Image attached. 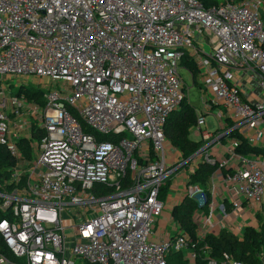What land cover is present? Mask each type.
<instances>
[{
    "label": "built area",
    "instance_id": "obj_1",
    "mask_svg": "<svg viewBox=\"0 0 264 264\" xmlns=\"http://www.w3.org/2000/svg\"><path fill=\"white\" fill-rule=\"evenodd\" d=\"M183 58L211 100L194 127L203 145L170 164L164 127L187 99ZM244 74L252 98L240 88ZM4 78L47 89L35 88L39 103L6 96L0 83V146L13 159L0 182V264H167L171 252L186 264H244L226 252L214 259L202 243L215 213L237 219L254 216L252 208L264 217V154L238 153L241 140L264 149V0L210 8L197 0H0ZM214 107L231 125L210 134L202 126ZM11 128L25 137L14 140ZM32 147L34 160L25 153ZM201 164L215 167L209 184L221 183L188 180L186 198L207 210L193 218L196 239L176 223L174 235L156 238L168 179ZM250 225L230 233L242 240L261 227Z\"/></svg>",
    "mask_w": 264,
    "mask_h": 264
},
{
    "label": "trees",
    "instance_id": "obj_2",
    "mask_svg": "<svg viewBox=\"0 0 264 264\" xmlns=\"http://www.w3.org/2000/svg\"><path fill=\"white\" fill-rule=\"evenodd\" d=\"M204 8H210L223 4L225 2H239L242 0H197ZM181 65H184L188 70H194L195 64L191 59L183 58ZM180 65V66H181ZM24 93L28 100L37 99L39 91H35L32 87L19 89L18 94ZM197 123L195 108L187 102L185 98L179 109L174 111L167 119L164 133L167 141L178 151L182 153L184 158H188L195 153L201 146V142L191 141L189 131ZM231 136V134H230ZM232 136L241 139L236 134ZM22 141L19 142L22 145ZM244 151L262 153L261 150L247 145L241 140V146L238 152ZM13 165V159L9 156L6 150L0 146V182L6 179ZM215 170L214 166L201 164L194 174L190 175L189 184L198 185L205 188V184L210 175ZM197 209L196 203L186 198L180 205L176 206L172 211V216L175 222L178 223L180 229L187 233L193 240L196 239L197 225L192 220V214ZM209 248V256L214 259H219L222 253L231 254L235 259L244 264H259L258 256L261 254L264 261V223L258 231L247 229L244 232L242 240L238 239L234 234L225 230L220 231L217 236L207 235L204 242ZM167 264H186L181 253L171 252L166 259ZM196 264H206L203 257L197 258Z\"/></svg>",
    "mask_w": 264,
    "mask_h": 264
},
{
    "label": "crops",
    "instance_id": "obj_3",
    "mask_svg": "<svg viewBox=\"0 0 264 264\" xmlns=\"http://www.w3.org/2000/svg\"><path fill=\"white\" fill-rule=\"evenodd\" d=\"M204 50H205V48L203 47V51ZM240 74L241 73H237V77H239ZM196 75L201 77V74H200L198 69H197V74L191 75V77L195 78ZM245 78H246V81L244 80ZM241 82L242 83H246V82L250 83L248 81V76L244 74V76L241 78ZM242 91L248 98L253 97V95H251L252 90L246 91L244 89V86H243ZM201 110H202V107H201ZM212 112H213V109L210 113H212ZM195 113H196V116H198V114H203V112L197 113L196 108H195ZM216 124H217V126H216V129H214L215 130L214 132H210L208 130H205L206 129L205 124L202 126V129H203V131L209 132L210 134L219 133V132L225 131L228 127H230L231 122L225 121V120L219 121V118H218V121H216ZM194 127H192L190 129L188 138L193 142H201L203 145L204 142L202 141L201 136L197 133V131ZM192 130H193V132H192ZM190 132H192V133H190ZM174 149L175 150L170 151V153L168 155V159L170 161V164H175L177 162V160L182 157V153L180 151H178L176 148H174ZM256 149L261 150V152L264 154V149H260V148H256ZM214 150H215V152H213V154L215 156L218 155V152H217L218 149L214 148ZM238 153L244 157H247L251 154V152L245 153L244 151L238 152ZM252 153H255V152H252ZM229 168H230V166H229ZM192 174H193L192 170L189 166H183L181 168H178L175 171V173L168 179L167 184L164 187V189H162L161 200L164 202V212H163L162 217L157 221V223L155 225L156 238L165 237V236L166 237L172 236L173 233L174 234L176 233L174 228H173V224L174 223L178 224V223L175 222V220L173 219L172 211L176 206L180 205L186 199L185 189H186V185L188 183V180H190L189 177ZM218 176L221 179V176L219 174H218ZM218 182L220 184L221 180H218L216 177H214L213 179L210 180V184H209V179H208L204 187H205V189H207L208 186L210 188L211 186L216 185ZM221 186H222V184H221ZM216 201H217V203L221 202L220 199H216ZM226 204H227V211L230 213L231 208H230L228 203H226ZM206 211H207L206 208H202V209L199 208L198 209V206H197V209L192 214V220L196 216L197 212H199L200 214H206ZM249 212H250V215H254V216H248L247 213H244V216L239 215L237 219L234 218L232 215H229L227 218H221L218 213H215L213 215L214 227L211 229L210 235L217 236L220 233V231H222V230H225L229 233H230V231L238 233V232L243 230V227L245 228L250 224H251L250 226L253 227L252 225H254L255 223L257 225H259V227H260L264 223V217H262L261 214L254 212V209H252V208L249 209ZM179 231L184 232L183 230L180 229V226L178 225V232Z\"/></svg>",
    "mask_w": 264,
    "mask_h": 264
},
{
    "label": "rangeland",
    "instance_id": "obj_4",
    "mask_svg": "<svg viewBox=\"0 0 264 264\" xmlns=\"http://www.w3.org/2000/svg\"><path fill=\"white\" fill-rule=\"evenodd\" d=\"M205 48L204 53L205 54H209L210 53V47L204 43ZM186 67L184 65H181L178 69V74L181 78V81L185 87V91H186V95H187V102L192 105L193 107H195L197 109V113H201V107L204 103L209 104L210 100H211V95L208 94L203 86V84L201 83V77H199L198 75H196L195 78H192L191 75H195L197 74V69L195 68L193 71L192 70H186ZM191 74V75H190ZM246 81V78L244 79ZM32 81V80H31ZM15 80H9L7 78H4L3 81L0 80V83H2V85L5 86V89L7 90L5 95H12V96H17L18 91H19V87L18 85L15 83ZM240 88L242 89V87L244 86V89L246 91L248 90H252L254 88V85H252L251 83H242L239 82ZM25 88H29V87H34V90L37 91L35 88L40 87L42 90H46L47 86H41V85H34L32 82H28L27 84L22 85ZM53 88H56L57 85H53ZM37 99L39 101V103L42 102V99L40 97V95H37ZM25 112V111H24ZM199 116V114H198ZM218 117H220V120L223 121L224 117L221 114V109L214 107L213 108V112L212 113H207L206 115H204L205 118V126L206 129L210 132H214L216 129V121H218ZM31 117H29V115L27 114V116H24L22 118H20V120L18 121H30ZM193 132V130H192ZM190 132V133H192ZM25 131H19L17 132L14 128H11L10 130V134L13 136L14 140H19L21 138L25 137ZM38 140H30L29 144L31 143L33 144H37ZM25 153L27 154V156H29V158L31 160H34L37 156H38V152L35 148L32 147V149L28 148L27 150H25ZM178 226V224H177ZM174 235V233H173ZM82 264L83 262H81L80 260L76 259V264Z\"/></svg>",
    "mask_w": 264,
    "mask_h": 264
}]
</instances>
